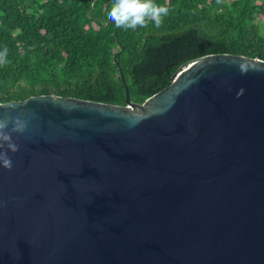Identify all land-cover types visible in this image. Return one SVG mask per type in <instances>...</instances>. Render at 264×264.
Here are the masks:
<instances>
[{
  "label": "water",
  "instance_id": "95a60500",
  "mask_svg": "<svg viewBox=\"0 0 264 264\" xmlns=\"http://www.w3.org/2000/svg\"><path fill=\"white\" fill-rule=\"evenodd\" d=\"M122 82L125 106L0 103L29 121L0 168V264H264V61L200 57L142 104Z\"/></svg>",
  "mask_w": 264,
  "mask_h": 264
},
{
  "label": "trees",
  "instance_id": "16d2710c",
  "mask_svg": "<svg viewBox=\"0 0 264 264\" xmlns=\"http://www.w3.org/2000/svg\"><path fill=\"white\" fill-rule=\"evenodd\" d=\"M156 27L117 28L112 0H0V103L40 95L125 106L171 84L184 64L230 54L264 61V0H155ZM122 75V78H121Z\"/></svg>",
  "mask_w": 264,
  "mask_h": 264
},
{
  "label": "clouds",
  "instance_id": "9594fccd",
  "mask_svg": "<svg viewBox=\"0 0 264 264\" xmlns=\"http://www.w3.org/2000/svg\"><path fill=\"white\" fill-rule=\"evenodd\" d=\"M168 13L169 8L155 0H112L107 16L117 28L135 30L149 23L159 27ZM7 63L8 50L4 48L0 50V65ZM24 116L23 112L17 113L11 104L7 111L0 113V168L11 170L13 167L10 153L15 154L19 150L16 137L25 133L29 123Z\"/></svg>",
  "mask_w": 264,
  "mask_h": 264
}]
</instances>
